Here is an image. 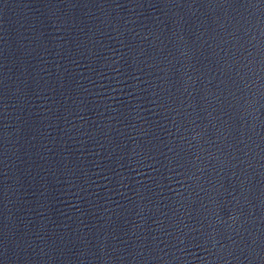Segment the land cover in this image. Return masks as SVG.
Segmentation results:
<instances>
[{"label": "water", "instance_id": "water-1", "mask_svg": "<svg viewBox=\"0 0 264 264\" xmlns=\"http://www.w3.org/2000/svg\"><path fill=\"white\" fill-rule=\"evenodd\" d=\"M0 264H264V0H0Z\"/></svg>", "mask_w": 264, "mask_h": 264}]
</instances>
